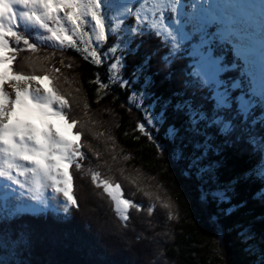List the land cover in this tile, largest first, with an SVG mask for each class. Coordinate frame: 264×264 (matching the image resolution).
Returning <instances> with one entry per match:
<instances>
[{"label": "snow or ice", "instance_id": "obj_1", "mask_svg": "<svg viewBox=\"0 0 264 264\" xmlns=\"http://www.w3.org/2000/svg\"><path fill=\"white\" fill-rule=\"evenodd\" d=\"M146 4L144 0L134 9L127 4L118 6L117 15L124 20L129 35L122 36L112 26L109 43L105 12L113 5L106 0H0V180L5 182L0 193V264H100L65 258L79 251L77 242L66 234L37 233L23 223L26 216L40 219L49 213L56 223L69 220L70 209L77 206L70 168L84 172L85 160L91 163L93 156L100 160L99 152L82 141L84 125L74 114L80 106V89L69 96L70 90L63 87L67 81L62 68L71 64L65 65L61 57L60 67L56 66L55 53L68 49L83 53L86 62L90 59L94 66L104 68L103 80L98 74L93 77L95 96L103 91L119 98L118 90H123V102L145 113L134 128L146 140L157 143L152 130L158 132L170 117L181 119L180 126L167 128V135L174 143L177 138L184 141L181 130L188 136L183 146L191 143L189 168L195 166L199 178L207 177L217 185L201 199L210 195L217 205H225L220 215L229 217L248 209L247 200L235 199L237 188L258 181L260 187L251 199L260 206L255 219L264 228V0L258 5L252 0H191V9L186 0L157 2L148 9L154 16L147 31L140 19ZM89 21L91 33L85 31ZM146 35L156 41V47L133 63L125 75L128 64L123 53L138 54L136 38ZM93 38L96 45H105L103 53L107 55L92 45ZM122 40L123 53L117 54L121 47L117 42ZM49 47L50 52L38 55ZM25 51L31 54L26 57L27 73L13 67L17 54ZM104 60H108L106 65ZM178 63V86L167 96L158 95L156 77L162 74L160 84L171 83ZM83 107L87 112L88 105ZM53 121L62 123L71 138L58 131ZM89 132L93 140L103 136L91 129ZM105 142L114 152L111 134ZM161 151L157 144V152ZM238 155L258 159L221 181L220 170L230 156ZM91 183L111 198L125 227L130 210L142 211L143 205L122 197L120 185L100 179L96 171H91ZM48 190L54 205L45 196ZM145 195L152 199L150 193ZM161 206L169 210L167 219L172 220L170 205L165 202ZM146 211L151 216L154 207L150 205ZM220 215L213 214L210 220L222 241L225 230L219 223ZM151 226L148 221L142 229L149 243ZM233 231L243 251L254 257L248 264H264V246H260L264 238L260 245L251 243L257 239L252 225L237 221L228 229ZM140 239L137 234L135 240ZM38 250L45 258H35Z\"/></svg>", "mask_w": 264, "mask_h": 264}, {"label": "trees", "instance_id": "obj_2", "mask_svg": "<svg viewBox=\"0 0 264 264\" xmlns=\"http://www.w3.org/2000/svg\"><path fill=\"white\" fill-rule=\"evenodd\" d=\"M186 2L190 9L191 0ZM111 37L109 43L112 42ZM32 38L35 39L34 33ZM136 40L140 44L138 54L121 51L128 64L125 75L133 63L139 62L142 56L156 47V41L150 36L138 37ZM104 47L105 45L101 50ZM45 51L50 52L51 48L42 50L38 55L43 56ZM30 55L26 51L17 54L13 64L16 71H30L26 62V57ZM55 57L57 67H60L61 57L65 65L71 64V67L62 68L67 81L63 87L66 91L70 90L69 96H75L76 89H80V106L75 109L74 114L84 125L82 141L90 143L93 150L99 152L100 160L97 162L94 156L91 163L85 160L84 172H76L70 168L72 194L77 206L70 209L69 220L56 223L53 214L49 213L46 218L40 219L26 216L23 223L37 233L66 234L77 242L80 245L79 251L65 258L99 261L100 264H248L249 260L254 259L243 251L235 231L229 233L228 229L237 221L250 223L257 237L251 243L260 245V240L264 238V228L255 219L260 214V206L251 199L252 194L260 187L259 182H248L237 188L235 199L247 200L248 209L229 217L220 215V209L225 205H217L210 195L205 200L201 199L202 195L210 193L217 185L207 181V177L199 178L195 166L189 168L191 143L187 147L183 146L184 141L189 139L188 136L181 130L184 141L177 138L174 143L167 135L170 125H181L180 118L170 117L164 126L159 127L158 132L153 129L152 134L157 143L150 142L134 128L142 121L145 113L134 106L129 108L123 102L126 94L123 90H118L119 98L111 92L105 94L103 91L100 96H95L97 85L93 77L98 74L99 79H104L105 71L102 66H94L90 59L86 62L83 53L70 49L57 51ZM107 63L108 61H104L105 65ZM178 71L179 63L171 83L160 84L162 74L156 77L159 87L155 91L158 95L167 96L178 86ZM85 103L88 105L87 112L83 107ZM147 103L145 101V106ZM89 129L103 133V136L93 140ZM75 130L74 127L72 131ZM109 134L115 141L114 152L113 146L105 142ZM157 144L163 151L157 152ZM84 151L87 152V149ZM177 152L180 153L179 159ZM257 159L247 155L230 156L219 172L220 180L226 182L233 175L251 167ZM91 171L99 173L100 179L111 181L113 186L120 185L124 198L144 206L139 213L129 211L127 227L116 216L111 198L91 183ZM145 192L150 193L152 199ZM165 202L170 205L173 217L170 221L167 219L169 210L161 206ZM150 205L154 207L151 216L146 211ZM213 214L220 215L219 223L225 230L222 241L217 239L215 223L210 220ZM148 221L152 222L148 234L150 243L144 239L145 233L142 231ZM137 234L141 236L139 242L135 240ZM35 258L45 257L38 250Z\"/></svg>", "mask_w": 264, "mask_h": 264}, {"label": "rangeland", "instance_id": "obj_3", "mask_svg": "<svg viewBox=\"0 0 264 264\" xmlns=\"http://www.w3.org/2000/svg\"><path fill=\"white\" fill-rule=\"evenodd\" d=\"M133 1H134V2L139 1V2H138L139 4H136V6H134V8H135V7H139L140 4L144 2V0H106L107 3L113 5V6L110 8L109 11H106V12H105V16L107 17V19H106V24L109 25L108 28H107V31H108L109 37H111V35H112V26H115L116 29H117V31H118L122 36H128V35H129V29L127 28V25L124 24V20L121 19V18L117 15V13H118V6H119L120 4H127L128 6L131 7V5L134 3ZM157 2H163V3H166L167 0H147L146 8H145L144 10H142V12H141V17H140V19L144 22V23L141 25V27H143L144 25H146V26H145V29H147V24H148L149 22L152 21L153 16H154V13H153L152 11L148 10V9H150L151 6H152L154 3H157ZM253 3L258 5V3H255V2H253ZM134 8H133V9H134ZM102 11H103V9H102ZM145 13H146V14H145ZM159 15H160V12L157 11V12L155 13V16L158 17ZM122 25H123V27H122ZM85 31L88 32V33H91V22H90V21H89V23H88L87 25H85ZM85 39H88V37L86 36ZM91 43H92V45H93L94 47L99 48V49H101V47L103 46V45H96L94 38L92 39ZM117 43H119L120 46H121L120 49L118 50V53H117V54H121V51H122L123 48H124V41L122 40V41H119V42H117ZM101 54H103V55H107L106 53H103V50H101ZM104 61H108V60H104ZM33 122H34V123H37V122L39 123V121H36V120H34ZM53 122L57 124V130H58V131H60L63 135L69 136V138H71V135H70L69 131L66 129V127H65L62 123H60V122H58V121H53ZM38 123H37V124H38ZM3 183H5V182L2 181V180H0V193H2L3 190H4L3 187H2ZM121 194H122V193H121ZM45 196L49 197V203H50L51 205H54V204H55V201L51 200V196H52V194H51L50 190H48V191L45 192ZM122 197H123V196H122ZM96 228H97V227H96ZM99 231H100V230H99ZM103 233H104V232H103Z\"/></svg>", "mask_w": 264, "mask_h": 264}, {"label": "bare ground", "instance_id": "obj_4", "mask_svg": "<svg viewBox=\"0 0 264 264\" xmlns=\"http://www.w3.org/2000/svg\"><path fill=\"white\" fill-rule=\"evenodd\" d=\"M252 2H255V3H260V0H252Z\"/></svg>", "mask_w": 264, "mask_h": 264}]
</instances>
